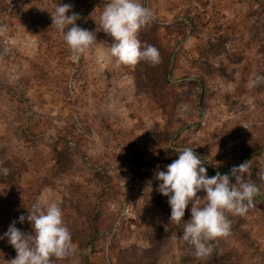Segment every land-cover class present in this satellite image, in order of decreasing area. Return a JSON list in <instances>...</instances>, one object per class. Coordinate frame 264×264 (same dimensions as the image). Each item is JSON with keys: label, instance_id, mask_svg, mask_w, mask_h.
Here are the masks:
<instances>
[{"label": "rangeland", "instance_id": "374dc122", "mask_svg": "<svg viewBox=\"0 0 264 264\" xmlns=\"http://www.w3.org/2000/svg\"><path fill=\"white\" fill-rule=\"evenodd\" d=\"M104 2L0 0V237L13 221L31 233L19 217L57 202L73 250L54 264H264V0H140L155 13L138 33L155 66L109 56ZM56 3L96 35L78 59L52 26ZM184 147L208 177L248 161L260 188L247 214L226 213L230 235L206 260L157 190ZM16 255L0 239V264Z\"/></svg>", "mask_w": 264, "mask_h": 264}, {"label": "clouds", "instance_id": "9594fccd", "mask_svg": "<svg viewBox=\"0 0 264 264\" xmlns=\"http://www.w3.org/2000/svg\"><path fill=\"white\" fill-rule=\"evenodd\" d=\"M72 8V4L56 3L51 18L52 26L62 34L70 52L78 59L87 54L97 41L94 32L77 25L79 14L73 12L68 15ZM154 20L153 10L140 0H105L98 27L113 38L111 46H108L109 56L115 58L118 65L135 66L142 61L152 66L159 64V50L138 39L139 31ZM176 151L178 159L167 165L166 171L156 174L160 181L157 190L168 198L171 209L169 222L177 227L183 222L181 239L194 249L193 255L197 260H206L214 252V242L230 235L231 222L226 213L247 214L255 206L260 188L248 179V161L234 166L230 174L217 172L208 177L202 159L192 147ZM0 171L7 176L10 170L3 168ZM232 178L235 183H230ZM260 179L264 180V172ZM200 191L205 193L203 198L197 195ZM190 204L191 218L185 221V211ZM25 220L31 224V233L22 232L13 221L0 237L7 238L16 250L17 255L9 264H54V258L65 259L71 253V232L63 221V212L57 202L34 203L26 217H19L20 223Z\"/></svg>", "mask_w": 264, "mask_h": 264}, {"label": "trees", "instance_id": "16d2710c", "mask_svg": "<svg viewBox=\"0 0 264 264\" xmlns=\"http://www.w3.org/2000/svg\"><path fill=\"white\" fill-rule=\"evenodd\" d=\"M89 241H91V242H92V240H88V242H89ZM91 242H89V243H91Z\"/></svg>", "mask_w": 264, "mask_h": 264}]
</instances>
